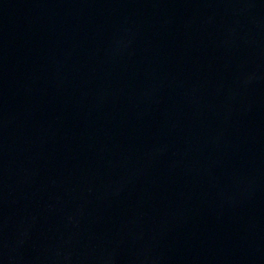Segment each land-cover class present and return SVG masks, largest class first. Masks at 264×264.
<instances>
[{"label": "water", "instance_id": "water-1", "mask_svg": "<svg viewBox=\"0 0 264 264\" xmlns=\"http://www.w3.org/2000/svg\"><path fill=\"white\" fill-rule=\"evenodd\" d=\"M0 264H264V0H0Z\"/></svg>", "mask_w": 264, "mask_h": 264}]
</instances>
